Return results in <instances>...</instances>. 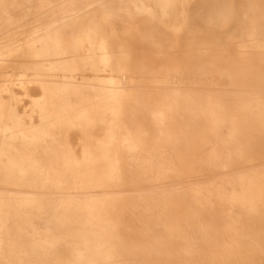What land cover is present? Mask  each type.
<instances>
[{
	"label": "bare ground",
	"instance_id": "6f19581e",
	"mask_svg": "<svg viewBox=\"0 0 264 264\" xmlns=\"http://www.w3.org/2000/svg\"><path fill=\"white\" fill-rule=\"evenodd\" d=\"M139 39L182 57L149 68ZM141 74L162 75L145 84ZM187 74H212V86L200 95ZM151 92L154 131L120 129L124 106ZM189 106L202 112L185 122L182 146L175 112ZM197 119L222 147L208 159L222 162L216 175L198 170ZM253 129L264 135V0H0V264H264V156L229 168L253 153ZM148 171L153 184L124 188ZM167 187L176 202L162 215L181 222H166L163 240L130 234L146 221L126 225V245L96 237L131 194Z\"/></svg>",
	"mask_w": 264,
	"mask_h": 264
},
{
	"label": "rangeland",
	"instance_id": "374dc122",
	"mask_svg": "<svg viewBox=\"0 0 264 264\" xmlns=\"http://www.w3.org/2000/svg\"><path fill=\"white\" fill-rule=\"evenodd\" d=\"M141 39L138 40H133V44L135 46V49H137L140 53L139 55H136L137 58L141 59L143 61L144 64H146L149 68H157L160 67L163 63V65H165L167 62L166 58H172L173 56L176 58H181L182 56L180 55H170V54H164V55H156L153 54L155 47L152 45V43L150 41H140ZM140 42V43H138ZM230 52L232 53L235 50V46L232 44L229 48ZM161 57V58H160ZM193 57H196V55H194ZM205 59V55L203 54V56H201ZM184 58V57H183ZM162 65V66H163ZM102 76L106 75V74H100ZM143 77V82H145V84H151V76H157L160 77L159 75L162 74H141ZM144 75H148V76H144ZM212 74H187L183 79H182V83L184 84H190V85H198L200 88V95H203L205 88H207L208 86H212L210 83H208V80L210 79V76ZM107 79H112V76H108L106 77ZM158 79V78H157ZM208 79V80H207ZM226 79V81H225ZM228 78L224 77L222 79L221 82H227ZM210 84V85H209ZM227 84L232 85V80L229 79ZM202 86V87H201ZM204 86V87H203ZM32 91V92H31ZM34 91V93H33ZM202 91V92H201ZM29 94L31 98H35L34 96L36 95L35 90L34 89H30ZM215 93V92H213ZM35 94V95H34ZM153 94V95H151ZM155 93L151 92L149 95H144L141 99L136 98L133 102V104H129V106H124V109H126V111L123 112V115H120V120H123L124 123L119 124V128L120 129H124L126 127H128L130 130H135V131H141L144 129H148V131L150 133H152L154 131V124L153 122L149 119V117L151 116L150 114L152 113V111H150V101L151 98H155ZM233 96L229 93L225 95V100L232 98ZM17 100V108L21 109V110H26L29 107V103L26 101L24 102L25 98L22 99V97L20 95L16 96ZM184 98L180 97L179 100L183 101ZM23 100V101H21ZM69 100H64L63 102H68ZM189 102L190 100H184ZM194 101V100H193ZM197 102H201L202 101V97H197V99L195 100ZM21 102V103H20ZM192 102V101H191ZM190 102V103H191ZM24 103V104H23ZM58 101H52L50 103V111L51 112H55L57 108H59L58 105ZM12 104H15L14 102ZM24 106H21V105ZM21 106V107H19ZM80 107V105H79ZM191 108V110H184L182 107L181 109H179L177 112H175V114L179 117V124L181 127V132H183V140L184 142L182 143V146H185L188 142V135L185 132L186 127H185V122L189 121L190 117L193 116L194 114H198L201 113L202 111L198 112L196 108L189 106ZM20 110V111H21ZM22 112V111H21ZM126 112V113H125ZM199 115V114H198ZM148 119V121H147ZM195 123L197 124L195 127L199 130V136L203 139L202 142V146H201V152L199 155V157L202 156L201 162L197 165V167L199 168V172L202 175H216L219 172L221 173V171H223L222 168V162L218 159L216 160V162H208L209 159V155L211 152L212 148L216 147L219 149H217L215 151V154H220V145L219 143H217L216 138L214 137L213 134H210L208 132H206V127L205 125H202L204 123L203 119H197L195 121ZM153 126H152V125ZM147 126V127H146ZM254 128V127H251ZM80 139H78V143H82L83 139H84V134L88 133L90 134V130L85 128L80 129ZM259 131L256 130H251L250 135L254 136V140L251 141L249 143L250 148H253V153L249 154V153H245L242 157H231L230 162H229V166L232 165L231 167H229L230 169L232 168H236L239 167V165H243L244 161L246 160L245 158H247L248 156L251 155L252 158H256V156H264V135H258ZM64 140L66 141V138L63 136L62 139L56 138V136H51L49 143L52 144H57V142L60 145H63ZM162 142V143H160ZM160 143V144H159ZM159 143L157 146H168L167 142L164 140H159ZM166 143V144H165ZM162 144V145H161ZM259 145V147H258ZM255 148H254V147ZM257 146V147H256ZM206 148V149H205ZM168 149V147H167ZM161 150H166L165 147H162ZM256 151V152H255ZM73 153H71L72 155H74V151L72 150ZM164 152V151H162ZM191 152L194 153V155L197 153L196 151H193V149L191 150ZM188 152V155L191 153ZM204 152V153H203ZM201 153H203L201 155ZM255 156H253V154H255ZM192 155V153H191ZM190 156V155H189ZM74 157V156H73ZM245 159V160H244ZM216 163V164H215ZM239 163V164H238ZM238 165V166H237ZM201 166V167H200ZM204 166V167H203ZM207 168H206V167ZM219 169V170H218ZM216 172H215V171ZM221 170V171H220ZM205 173V174H204ZM157 177V173L156 172H138V174L136 175V178L132 179V180H126L127 177L123 180V186L124 188L130 187L132 185L138 184V182H143L144 184H153L155 182V179ZM173 178V177H172ZM176 194V192L174 191L173 187H167L165 189H163L161 192H157V190L154 189H148V191H145L143 193H133L131 194L132 196L126 201V209L123 208V206H119L117 207V209L119 208L121 210L122 213H120V210L116 209L114 213V218L117 219L116 223L114 225H112L111 227L106 226V227H102L97 233H96V237L102 241H104V244L106 245H110L112 244L111 241L113 239H118L121 242H116L115 245L117 246H122V245H126V232L125 230H130V228L126 227V225L129 222H134V223H138V224H142L144 223V221H146L145 223H150L147 226H138V227H133L132 230L130 231V234L132 236L138 235V231H142L143 233H145L147 236L151 237L153 240H157V241H161L163 240V237L165 236V232H164V225L166 224V222L171 221V220H176V216H169V217H164L162 214L165 212H168V208L169 206L173 205L174 202H176V198H173V195ZM181 197L178 195V199H180ZM165 200L166 203H163ZM183 201V199H181ZM143 202L145 203H149V205H142ZM216 210H221V207H216ZM130 212H132L133 214H130ZM118 213V215H117ZM166 218V220H165ZM245 219H243L244 221ZM143 222V223H142ZM177 223H180L181 220H176ZM191 229V228H190ZM189 228H177L176 229V235H186V234H194L197 232L196 230H190ZM195 229V228H194ZM185 230V232H184ZM137 231V232H136ZM113 246H115L114 244H112ZM136 257L140 256V253L138 255H135ZM143 264V263H141ZM148 264V263H147Z\"/></svg>",
	"mask_w": 264,
	"mask_h": 264
}]
</instances>
